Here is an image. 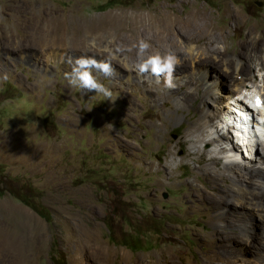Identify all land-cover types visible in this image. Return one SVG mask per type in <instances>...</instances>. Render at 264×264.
<instances>
[{
	"label": "rangeland",
	"instance_id": "374dc122",
	"mask_svg": "<svg viewBox=\"0 0 264 264\" xmlns=\"http://www.w3.org/2000/svg\"><path fill=\"white\" fill-rule=\"evenodd\" d=\"M199 20L222 35L219 46L227 50L222 49L220 58L195 27ZM138 22L143 24L141 40L149 44L142 54L141 40L131 43L123 36ZM60 30L67 32L63 41L57 40ZM106 33L113 34L109 39L119 57L88 40ZM47 37L52 40L44 44ZM78 37L88 42L74 45ZM188 44L206 56L193 62ZM52 45L67 48L46 49ZM256 48L264 57V0H0V186L5 191L0 195V231H30L41 243L33 252L36 264H63V258L77 264L72 254L78 234L72 226L96 228L110 255L104 264H131L143 256L153 264H264L255 259L257 244L264 243L260 219L254 224V246L237 256L233 250L244 245L245 234L233 222L240 219L209 222L216 211L235 204L227 203L235 189L232 179L221 174L228 154L217 150L228 143H191L189 123L198 115L194 108L202 104V90L195 92L193 107L183 109L177 97L190 90L187 86L166 95L151 85L121 86L112 74L92 69L111 93L106 96L67 78L78 58L106 61L99 52L128 71L121 59L135 68L150 55L179 50L180 64H212L226 73L228 84L225 58L240 57L248 64ZM215 75L212 71L210 79ZM245 78L250 94L264 99L263 76L253 70ZM259 106L264 108V102ZM155 127L163 131L158 138ZM251 148L233 154L254 167L256 150ZM211 155L221 157L219 163L212 164ZM28 186L34 190L32 204L48 208L52 221L10 192L26 199ZM241 211L226 210L246 214ZM82 255L83 264H92L87 250ZM13 256L7 252L0 264H14Z\"/></svg>",
	"mask_w": 264,
	"mask_h": 264
},
{
	"label": "bare ground",
	"instance_id": "6f19581e",
	"mask_svg": "<svg viewBox=\"0 0 264 264\" xmlns=\"http://www.w3.org/2000/svg\"><path fill=\"white\" fill-rule=\"evenodd\" d=\"M186 18H187V16H186ZM116 19H117V17H116ZM183 19H184V17H183ZM121 21L123 24L122 19H118L116 21L118 28L121 26L120 25ZM193 23L195 24V27L199 30L200 35L205 39V44L207 46L213 47L212 51H213L214 55L216 54V57H219L220 53L222 54V49H224L225 51L227 50V48L219 46V43H223L224 39L222 38V35L218 34L217 31L214 32L213 30L206 28V25L203 22H201L200 20L193 22ZM142 26H143V24L141 25L140 22L136 23L134 25V27L129 28V31L124 33L123 36H125V34H126L128 42H131V43H135L136 41L141 40V37H142L141 34H143V31L141 30ZM119 29H122V28H119ZM166 29H168V28H166ZM60 31L61 32H60L59 38L57 40L63 41V40H65V35L67 32H64L63 30H60ZM168 31H169V29H168ZM251 34H253V33H251ZM103 35H104V37L100 39L99 34H92L88 37V40L92 41L94 44H96L98 46L104 47V49L109 51L112 54V56H114V57L118 56L119 57V55L115 52V49L113 48V44L116 46V43H113V40L109 39L110 35H113V34H111V33L107 34L106 33ZM43 41H44L43 42L44 44H48L50 42V41H48V37L43 38ZM87 42L88 41H86V42L81 41L80 38L78 37V38L74 39L73 43H74V45H83L84 43H87ZM189 42H191V41H189ZM68 45H70V44H68ZM194 46L195 45H192V46L189 45L188 46L190 48V57L189 58H191L193 62H195L196 60L201 58L203 55H205L201 51L196 49ZM51 47L67 48L66 46L52 45V46H47L46 49L51 48ZM70 49L81 50L78 47H73ZM165 50H166V48H165ZM99 53L102 54L101 56H104L106 58V62L110 63L111 68H112L111 74L115 78V81L118 84H120L121 86L123 83H126L128 85H137V86L139 85V83H141L143 87H149V85H151V87L155 86L156 88H158L160 90L159 92L164 90L165 92H168V93H166V95H171L174 92L176 93V89L179 90L180 88H183L185 86H187V88L190 87V90L188 92L183 91L184 93L177 97L178 103H176V104H178V106H180L183 109L192 108L193 103L195 102V92L198 90L203 91L202 95H201L202 96V104H200L201 106H197L194 108L198 112V115L196 118H194L189 123V132H190L189 134H191V143L192 144H200L201 142H210L211 143L210 145H213L215 143L217 144L220 142L222 143L223 141L228 143V145L220 144L219 146H217V150L219 152H224V153L228 154L229 159L227 160L225 167H224V170L222 171L221 174L222 175H224V174L228 175L230 177V179H232V182H233V188L232 189H235V191H232V194L229 193L230 195H227V198H228L227 203H230L231 201H233L235 204L230 205V206H226L223 209H219L218 211H216V214L210 218L209 222H210V224H222V223L230 222L229 219L232 220L233 218L234 219L239 218L240 220L238 222H236V221L233 222V224L238 225L241 228L242 232L245 234V240L244 241L242 240V242L244 244V245H242V247H238L239 249L233 248L234 249L233 253L236 252V256L237 255H246L245 254L246 250L247 249L251 250V248H249V247H251L254 244L252 234L255 232V225L254 224H255L256 219H260L264 223V136L262 137L261 140L258 141L257 144L255 143L256 144L255 147H253V145H255V144H252V143L250 145H247V149L250 146V147H252L251 149L256 150V154H255V157L253 159L254 167H251L245 163V161H246L245 157L243 159L244 162L243 161L240 162L238 160L239 158H236L237 156H234L235 154H233V153L236 152V150H237V144L233 143L231 136H229V134L226 132L225 129L228 127V124L236 125L233 128L235 131L232 133V135H233L232 138H235V136L237 137V135L242 136V138H244V136L246 135L244 133H247V132H246V130H244L242 128L241 123L243 121H246L247 127L251 128V127L255 126L257 130L264 132V123H262V122H264V108L259 106L262 102H264V99H261V98L256 99L255 96L250 94L251 90H250V87L247 83V79L245 78V75H248L249 72H251L253 70H257L263 76V79H264V57L261 56V54H262L261 48H259V49L256 48L255 54L252 55V62H250L248 64H244L243 59H241L240 57H235L233 60H229L228 58H225L226 60L223 61V63H224L223 69L225 71L231 72L230 75H227L230 78L228 84H227V78H226V76H224L225 72L223 73V71H221L219 68L215 67L212 64H209L206 62H202L199 64H195V63H193V64H180L179 62L181 61V58L179 57L180 56L179 50L176 51V53L173 52L174 56H175V60L177 63L174 64V69H173L172 73L170 74V76L168 74H162L159 76L160 78H158V79L154 78L153 77L154 74H152L150 71L143 73V74L138 73L137 67L134 68L131 66V64L128 61L121 59V61H123V64L128 66V68H127L128 71H126L125 69H123L121 67L122 66L121 63L115 61L114 59H111V57L103 54L102 52H99ZM212 71H214V73L217 75H215V78L210 79ZM146 75H149L148 80H147L148 77L146 78ZM196 75H197V77H196ZM195 77L197 78V80H195V82H194L193 79ZM169 80H170L172 86H169ZM200 80H201V82H200ZM186 81H187V84H185ZM143 84H146V85H143ZM228 86H230V87H228ZM242 90H245L246 93L243 94ZM239 93H242L244 95L242 100H244V97L249 96V101L246 102L245 107L247 108L248 112L253 115L251 118L249 113L243 112L241 118L246 117V120H242V122L240 121V119H241L240 115H238L236 113L238 106L231 100L233 98L234 94H239ZM163 97H164V95H163ZM158 98H159V100L162 99L160 97V95ZM125 100H127V99H125ZM156 101H157V99H156ZM166 101H167V99H166ZM152 103L155 104V100H152ZM206 103H212L213 105L211 108H207L205 106ZM256 111L258 113H256ZM128 113L129 112H126V111L121 112V114H125V116L130 117L128 115ZM255 115L258 117V119H257V117H255ZM259 120H261L262 122H260ZM239 121L241 122L240 124H239ZM208 127H211L210 128L211 130L208 129ZM155 128L157 130L154 133V137L158 138V136L161 135V133H163V131L159 130L157 127H155ZM152 130H153V128H152ZM151 133H152V131H151ZM240 140H241V137L239 138V141ZM116 141H117L116 144H120V140L117 139ZM246 141L247 140L244 138V142H246ZM194 147H195V145H194ZM196 147L198 148V150H197L198 153H200L201 146H196ZM173 148H174V146H173ZM212 150L213 149L211 148L209 150V152H212ZM248 151H249V149H248ZM210 160H211L212 164H217L221 160V157H219L217 155H211ZM158 165H160V164H158ZM198 168H200V167H198ZM156 171H157V169H156ZM170 171L172 172V170H170ZM217 171H220V170H217ZM212 173L217 175L216 172H212ZM179 182H180V180H179ZM164 185H165V183H164ZM190 186H191V184H190ZM180 188H181V186H180ZM203 194H204V192H203ZM186 201H188V200H186ZM186 203H188V202H186ZM217 205H219V203ZM159 206H161V205H159ZM221 207H223V206H221ZM228 209H233V210L238 209V211H241L243 209V212H246V214L242 215V213L237 212L236 215H233V214L226 212V210L228 211ZM206 211H209V210L206 209ZM207 213L209 214V212H207ZM72 227L73 228H71V229L76 231L78 234V238L75 239V245L73 248L75 253L72 254V255H74L72 257L74 258V260L77 264L86 263V262H84L85 259L82 255V252L84 250H87L90 253V256L92 257V258L90 257L92 260L91 261L92 264H104V262L109 260V258H110L109 252L105 248V246L102 245L101 241H99L98 232L95 231L96 228L93 227L90 229V227H89V229H87L84 226L83 227L82 226H72ZM22 229H23V227L21 229L16 227V229L13 232H9V231L5 232L3 230L0 231V257L4 256L7 252H12L14 254V256H13L14 257V260H13L14 264H36L37 263V256L33 252L35 249L41 247V243L39 241H37L36 238H34L35 236L32 235L30 231H27V230L22 231ZM217 232H218V230H217ZM261 235H262V238L264 240V229H263ZM225 239H226V241H228L229 244H231V241H229V238H225ZM199 240H201V239H199ZM218 242H219V240H218ZM218 242H216V243H218ZM201 243H203L202 240H201ZM205 243H206V241H205ZM231 247H235V246L232 244ZM257 249L259 251H258V254L255 255V259H258V260L264 259V243H258ZM210 254H211V252H210ZM229 254L231 255L232 252H230ZM233 256H234V254H233ZM128 260H130V259H128ZM131 262H132L131 264H153L152 261H148L147 259L144 258V256H143V258L140 257V258H137L135 260H131ZM128 264H129V262H128ZM220 264H224V261L221 262ZM246 264H248V263H246Z\"/></svg>",
	"mask_w": 264,
	"mask_h": 264
},
{
	"label": "clouds",
	"instance_id": "9594fccd",
	"mask_svg": "<svg viewBox=\"0 0 264 264\" xmlns=\"http://www.w3.org/2000/svg\"><path fill=\"white\" fill-rule=\"evenodd\" d=\"M138 47H139V52L142 54L145 52L146 49H148L149 44L141 40ZM175 63L176 60L173 54L168 53L167 55H161L157 53L148 56L146 59H143L137 65V70L138 73L140 74L150 71L152 74L156 76H160L162 74H168L170 76V74L174 69ZM92 69H96L98 72L103 73L105 76H109L112 73V68L109 62H106L104 60H97L95 58L81 57L75 61L72 71L70 74L67 75V78L69 79L70 83L74 86H78L82 89H86L89 92L91 91L102 92L106 96H111V93L105 88V86L102 83H100L97 80L96 76L93 75ZM169 86H172L170 80H169ZM243 96L244 95L242 93L234 94L231 100L235 101L234 103L237 106L241 105V107H243V109L245 110V113H249L247 108L245 107L246 102L249 101V96L244 97V100H242ZM250 116L252 118L253 115L250 114ZM255 117L257 116L255 115ZM259 121L262 122L261 120ZM241 122L239 121V124ZM235 126L236 125L228 124V127L225 130L229 134V136H231L232 133L235 131L233 129ZM241 126L247 132L244 133L246 134L244 138L247 141L244 142V138H242V136H237L238 138L236 136L235 138H232L231 136V139L238 145L237 149H239L240 151H244L247 145H250L251 143L255 144L259 140H261L262 137L264 136V132L257 130L255 126L251 128L247 127V124H244V122L241 123ZM240 137L241 140L239 141Z\"/></svg>",
	"mask_w": 264,
	"mask_h": 264
},
{
	"label": "trees",
	"instance_id": "16d2710c",
	"mask_svg": "<svg viewBox=\"0 0 264 264\" xmlns=\"http://www.w3.org/2000/svg\"><path fill=\"white\" fill-rule=\"evenodd\" d=\"M3 165H0V171H2ZM10 192L16 196L17 198H20L23 202L27 203L28 205L32 206L39 215H41L42 217H44L47 221H52V217H51V212L48 208L44 207L43 205H34L32 204V202L30 201V199L32 198L31 196H33L32 192H34L33 188L31 186L27 187V194L30 196L28 198H22L21 195L16 191V190H10ZM5 193L4 189L0 186V195H3ZM63 264H66V260L63 258ZM55 264H60L56 263ZM62 264V263H61Z\"/></svg>",
	"mask_w": 264,
	"mask_h": 264
}]
</instances>
